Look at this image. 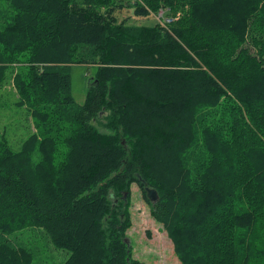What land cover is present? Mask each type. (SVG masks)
<instances>
[{"label":"trees","instance_id":"obj_1","mask_svg":"<svg viewBox=\"0 0 264 264\" xmlns=\"http://www.w3.org/2000/svg\"><path fill=\"white\" fill-rule=\"evenodd\" d=\"M4 1L0 85L13 68L34 132L0 136V264H35L27 228L59 264H147L114 204L142 181L180 264H264V0ZM75 63L97 68L83 104Z\"/></svg>","mask_w":264,"mask_h":264},{"label":"rangeland","instance_id":"obj_2","mask_svg":"<svg viewBox=\"0 0 264 264\" xmlns=\"http://www.w3.org/2000/svg\"><path fill=\"white\" fill-rule=\"evenodd\" d=\"M122 1L126 3L134 0ZM7 9L6 2L0 0V20L6 19ZM167 9V14L163 15L164 18L167 16L173 18V21L168 24L159 15L162 8L154 14L153 18L135 17L131 7L118 11L116 15L119 20L129 16L128 23L151 25L158 21L168 26L176 22L182 12L180 10L173 12L169 7ZM2 23H0L1 26ZM96 70V66L80 63L71 65V90L77 103L83 104L85 101L87 89L92 78L95 77ZM12 71L13 68L9 70L5 81L0 85V136L5 137L14 150H18L23 141L34 132V126L27 110L15 106L17 94L12 85ZM114 201V204H120V207L129 214L126 218L129 221V227L125 231V240L129 253L134 258L145 261L147 264H180L163 225L151 214L150 204L152 203L149 200L150 204L148 203L136 183L131 184L129 192H125ZM123 219L125 220L124 216ZM9 238L13 243L28 245L35 253V264H59L67 257L66 251L54 248L44 231L39 228L23 229Z\"/></svg>","mask_w":264,"mask_h":264},{"label":"water","instance_id":"obj_3","mask_svg":"<svg viewBox=\"0 0 264 264\" xmlns=\"http://www.w3.org/2000/svg\"><path fill=\"white\" fill-rule=\"evenodd\" d=\"M142 182L144 183L143 187H144L146 198L152 204H155V202H157L159 200V195H158L156 188L150 187L147 182H144V181H142Z\"/></svg>","mask_w":264,"mask_h":264},{"label":"built area","instance_id":"obj_4","mask_svg":"<svg viewBox=\"0 0 264 264\" xmlns=\"http://www.w3.org/2000/svg\"><path fill=\"white\" fill-rule=\"evenodd\" d=\"M167 11H168V9H166V10H163V9H162V10L160 11L159 15H160L161 17H163L165 23L168 24V23H170L171 21H173V18H172V17H169V16H167V17L164 18L163 15H164V14H167V13H166Z\"/></svg>","mask_w":264,"mask_h":264}]
</instances>
